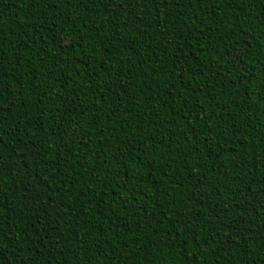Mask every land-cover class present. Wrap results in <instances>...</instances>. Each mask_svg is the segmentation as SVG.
Listing matches in <instances>:
<instances>
[{
    "label": "trees",
    "instance_id": "1",
    "mask_svg": "<svg viewBox=\"0 0 264 264\" xmlns=\"http://www.w3.org/2000/svg\"><path fill=\"white\" fill-rule=\"evenodd\" d=\"M0 264H264V0H0Z\"/></svg>",
    "mask_w": 264,
    "mask_h": 264
},
{
    "label": "snow or ice",
    "instance_id": "2",
    "mask_svg": "<svg viewBox=\"0 0 264 264\" xmlns=\"http://www.w3.org/2000/svg\"><path fill=\"white\" fill-rule=\"evenodd\" d=\"M249 2L251 3L252 2V0H249ZM241 55L243 56V55H245V53H241ZM241 71H243V72H247V66L246 65H244L242 68H241Z\"/></svg>",
    "mask_w": 264,
    "mask_h": 264
}]
</instances>
